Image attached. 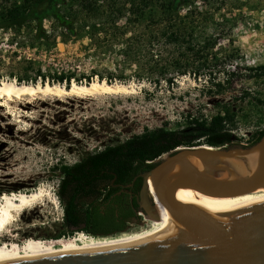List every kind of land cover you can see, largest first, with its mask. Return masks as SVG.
Listing matches in <instances>:
<instances>
[{
    "label": "rangeland",
    "instance_id": "1",
    "mask_svg": "<svg viewBox=\"0 0 264 264\" xmlns=\"http://www.w3.org/2000/svg\"><path fill=\"white\" fill-rule=\"evenodd\" d=\"M110 1L97 0L101 11L96 13L80 0L64 5L73 33L50 18L42 22L44 39L35 38L34 23L18 31L0 29V81L36 78L41 84L40 70L44 83L65 88L73 81L102 79L131 91L0 97V205L5 194L45 190L42 199L13 212L14 220L0 230L6 252L27 250L30 243L70 241L81 232L50 238L64 229L56 164H72L145 128L179 129L187 115L211 116L222 106L236 114L234 143L249 145L250 135L263 128L264 110L256 99H264V80L246 68L264 64V0H188L174 20L172 29L181 35L174 42L156 28L146 29L152 18L164 16L167 0H153L138 17L127 11L114 17ZM115 1L130 6L127 0ZM20 2L0 0V14ZM204 42L207 47L198 52ZM209 74L228 78L220 92L209 87ZM61 75L70 76V82H58ZM146 223L130 224L121 234Z\"/></svg>",
    "mask_w": 264,
    "mask_h": 264
},
{
    "label": "water",
    "instance_id": "2",
    "mask_svg": "<svg viewBox=\"0 0 264 264\" xmlns=\"http://www.w3.org/2000/svg\"><path fill=\"white\" fill-rule=\"evenodd\" d=\"M137 177L140 212L155 220L159 207L174 218L165 232L128 244L5 264H264V202L200 213L201 208L168 197L177 188L216 197L264 188V121L263 134L254 144L179 146L156 158L133 181Z\"/></svg>",
    "mask_w": 264,
    "mask_h": 264
},
{
    "label": "trees",
    "instance_id": "3",
    "mask_svg": "<svg viewBox=\"0 0 264 264\" xmlns=\"http://www.w3.org/2000/svg\"><path fill=\"white\" fill-rule=\"evenodd\" d=\"M74 1L70 0L66 3L65 0H21L19 4L12 3L0 14V29L18 31L24 25L34 23L35 38L44 39L48 38V35L42 22L44 19L50 18L59 26L73 33L72 20L62 11V8L64 5L72 7ZM80 1L84 8H88L92 12L101 11L97 9V0ZM127 1L130 2L129 8H126L124 4L116 5L118 3L115 0L110 1L108 3L111 7L109 13L114 17H120L124 16L127 11L138 17L143 8L149 6L153 0ZM187 3L188 0H167L162 8L164 16L152 18L149 21L152 24L146 27L147 31L150 32L153 31L152 28H156L159 36L168 42L177 41L181 35L177 32L178 30L172 29L174 20L180 19L177 14L178 10L180 6ZM162 25L164 26L162 27ZM206 47L207 44L204 42L197 51L202 52ZM246 69L252 72V74L249 73L250 76L264 80V64ZM37 75L40 77L41 85H44V76L40 70H37ZM20 80L21 78L17 83ZM63 80L69 83L70 76L57 77L58 82ZM168 80L171 81L170 78ZM208 80L209 87H214L217 92H220L228 78L221 81L215 80L209 74ZM35 82L36 78H31V83H28L36 84ZM48 83L52 85V82ZM68 87L69 85H66V88ZM256 101L264 110V99L257 98ZM236 119L235 112L227 106H222L211 116L189 114L185 125L179 129L145 128L141 133L134 134L121 142L107 145L93 153H87L72 164H56L53 167L59 171V174L60 171H76V173H66L65 177L66 180L72 178L77 181L72 184L70 181L64 185L65 189L70 187L72 192L64 207L65 213L61 223V227L64 229L62 233L59 232L50 238L58 239L78 231L95 237H112L126 232L128 222L135 217H140L136 213L138 203L135 193L140 190L141 177H137L133 181L134 176L151 168L156 158L179 146L222 147L241 144L239 140L234 143L236 138L233 131L236 127ZM262 134L263 128L261 127L250 135L247 143L249 145L256 143ZM132 181L131 186L125 187ZM114 184H117V187H114ZM130 191L134 195L132 201L128 196Z\"/></svg>",
    "mask_w": 264,
    "mask_h": 264
},
{
    "label": "bare ground",
    "instance_id": "4",
    "mask_svg": "<svg viewBox=\"0 0 264 264\" xmlns=\"http://www.w3.org/2000/svg\"><path fill=\"white\" fill-rule=\"evenodd\" d=\"M100 91L103 93L127 92L128 87L122 83H108L105 80H92L89 83L72 82L69 88L61 85H50L45 83L29 84L17 83L12 80L0 81V97L7 99L21 98L22 96H34L36 94H58V93H77L87 94ZM252 168L256 159V154L250 156ZM198 167H201L198 160L195 161ZM45 196V190L40 189L28 193H19L12 195H3L0 205V230L6 224L14 220L13 212L27 207L35 203ZM168 197L178 202L193 204L200 209V213L219 209L224 211L241 210L246 207L264 202V188H259L255 191L227 197H216L196 192L189 188H177L168 194ZM160 215L158 219H149L148 216L143 215V221L147 222L146 227L131 233L115 235L112 237H95L89 234L78 232L73 240L70 241H56L53 244H45L41 242L30 243L27 250L17 251L14 253L6 252L0 247V264L11 263L15 261H22L33 257H47L50 255L76 253L81 251H90L100 248L113 247L121 244H128L133 241L145 240L157 236L165 232L168 227L170 219L172 218L165 210L157 207L156 209Z\"/></svg>",
    "mask_w": 264,
    "mask_h": 264
},
{
    "label": "flooded vegetation",
    "instance_id": "5",
    "mask_svg": "<svg viewBox=\"0 0 264 264\" xmlns=\"http://www.w3.org/2000/svg\"><path fill=\"white\" fill-rule=\"evenodd\" d=\"M66 173H76V171H73V170H69V171H60V174H59V180H58V185H57V196L61 202V205H62V218H61V223L63 222V216H64V207L66 206V203L67 201L70 199V195L72 194L71 192V188L69 187L68 189H65V184L67 182L70 183L71 181V184L74 182V181H77L76 179H72V178H68L66 180ZM112 182V181H111ZM114 187H117V184H114ZM140 192V190H139ZM139 192L135 193V198H136V201H138V197H139ZM129 199L130 201H132V198H133V193L130 191L129 192ZM138 210L136 211V213L138 215H140V211L142 210L141 207L138 205ZM143 215V214H142ZM140 215V217H135L133 219H131V221L128 222V227H127V230L130 229L129 225L130 224H140L141 222H143V216Z\"/></svg>",
    "mask_w": 264,
    "mask_h": 264
},
{
    "label": "built area",
    "instance_id": "6",
    "mask_svg": "<svg viewBox=\"0 0 264 264\" xmlns=\"http://www.w3.org/2000/svg\"><path fill=\"white\" fill-rule=\"evenodd\" d=\"M248 138V137H247ZM140 215H142V213L140 212Z\"/></svg>",
    "mask_w": 264,
    "mask_h": 264
}]
</instances>
